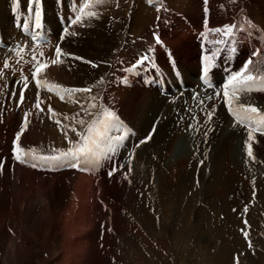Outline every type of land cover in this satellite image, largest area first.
<instances>
[{
	"label": "rangeland",
	"instance_id": "obj_1",
	"mask_svg": "<svg viewBox=\"0 0 264 264\" xmlns=\"http://www.w3.org/2000/svg\"><path fill=\"white\" fill-rule=\"evenodd\" d=\"M55 1L56 0H38V2L32 3L31 11H28L27 8L29 9L28 6L29 0H0V32L6 33L8 27L11 26L16 31L9 33V35H5L1 33L0 36L1 41H5L7 43L6 46L0 47L1 58L2 55L4 54L3 56L4 59L7 57H9L8 61H13L14 59L16 66H20V63L23 58L15 59V58H11V56L9 55L12 54L13 57L14 56L13 52H15V55L18 54V56H20L19 46H17V49L15 51H13V46L18 45L16 43L18 42L19 39L22 38L21 32L19 30V24L24 20L25 21L23 22V24L32 27V29L38 28L39 34L41 35H46L47 33V27H44L43 24L47 25L52 31L60 28L61 29L60 32H62V24L59 23V18L57 16V13L65 12L67 15L68 13L70 14L72 13L73 15L72 4L74 3L73 2L74 0H68L67 3L66 0H61V6L60 8L58 7L59 10H55L56 11V13L54 14L55 16L54 15L52 16ZM192 1L195 2V5L198 7L200 11V17L197 19L200 22H202V20L204 19V13H205L206 15L209 16L210 20L213 21L215 19L221 20L224 18L223 20L225 23L230 22L231 25L236 26L234 31L241 30L242 28H246V30H242L240 34H244L249 30H253L255 33L259 32L264 34V7H261L262 6L261 3L253 4V0H207V4L204 3V0H174V1L164 0L162 2L161 0H89L88 6L90 4L91 7L88 13L86 14V17L83 18V21L81 22L83 24L82 25L80 24V26H76V24L78 23L76 21L74 23L73 22L74 20H70L72 22L71 25L73 28V31H71L72 33L65 34L62 36L61 33H59V30H57V34L53 32L55 33L53 35L54 39L53 40L50 39L42 47H44V49L50 54L52 52L51 45L53 41H55L56 47L59 46L61 49V54L59 57L64 56V59L72 60L71 57L72 54H68L66 51H64L61 45L62 40L70 37L74 38V36H76L75 38H77V36L79 35L78 33L79 31L84 32L87 29L88 24H91L92 22V20L90 21V23L89 21H87L89 13H95L96 15L98 14L100 15L101 13L102 14L105 13L107 15L109 14L110 29H113V31L111 32V35L113 36L112 39L113 42H111L110 49L107 52L105 58H103V60L100 62L98 61L101 64H105L104 66L105 69L100 70L98 73H96L94 75V78L90 82L91 84L89 83L91 87L88 94L90 93L89 95L91 98H89L88 100L91 99V101H94L103 91L100 94V97L96 99V103H97L98 100L100 101L102 97L105 95L106 90L111 83H113L112 86L113 85L117 87L120 86V88L129 85L127 83H124L123 85L117 83L116 81L113 82L108 81L105 84L104 89H102V86L107 80V78L111 77L114 74L115 72L114 67L122 66L119 65L121 61H118V59L121 58L123 60V55H130L140 50L145 43H151L154 40L156 34L157 36H159L160 27H162L165 24V21H168V19L169 21L173 19V21H171L170 24L167 25V28H169L170 32H173L175 30L185 35V38L182 39L181 45L178 48H175V50L181 51L189 48V52H190L189 57L195 56L194 51L192 54V44L193 42H196L195 34L193 32L189 33L187 30H180L179 28V24L183 22L185 18L187 19L186 14L184 13L183 10L187 8L189 3H191ZM37 4L39 6V9L35 8ZM16 8H18L19 11H16ZM37 12H39V17L41 16V21L37 20L36 17ZM96 15L93 16V19L96 17ZM181 17L184 18V20ZM258 17L262 19L261 20L262 24L258 23V21H260L258 20ZM53 21L55 22L56 27L53 25ZM50 22L52 25H50ZM219 26L221 27V24H219ZM208 28L212 30L214 27L209 26ZM210 33L219 34V32L214 33L213 31ZM221 34L223 35V33ZM210 37L212 36L210 35ZM24 39H25V43H27L29 45L28 47H30V43L28 42L27 38L24 37ZM228 39H232V38H228ZM70 43L72 45L73 44L75 45L77 41H73L72 39ZM231 43L237 44L239 46L238 42H234L231 40ZM37 45L40 46L41 44H37V43L34 45L31 44V46H34L33 47L34 49L35 47L37 48ZM53 53L56 57L57 54L55 49L53 50ZM220 53L221 56L219 59L223 63L229 62L227 58L230 57H232V59L235 60V56L237 55L236 50L233 49L231 50L228 49V57L224 49H222L219 52V54ZM174 54L175 56H177L175 52ZM25 57L26 56H24V58ZM55 57L49 59V57L47 56V62L48 63L53 62V59L55 60L57 58ZM148 57L144 58L142 61V65L145 66V69L142 68V71H146V69L149 70V68H147L146 66V59H148ZM24 63L25 62H23V64ZM140 66L141 65H134L128 74L124 73V75H130V74L132 75L131 77H128V79H126L128 82L130 81L132 82V84L140 83L138 79L140 77V73L135 72V69ZM263 66H264V53H260V55L252 61V68H255V70L260 75H264ZM189 67L184 68L181 66L183 73L186 69L190 70ZM4 69L5 70L1 68L0 70V98L3 97L4 99L7 98V100H4L5 102L4 104H6L7 101L8 103L12 104L14 100L16 101V98L14 97L15 99H13L12 97L11 98L12 101H11L9 95H7L6 93H9L14 86H15V93H17V88L20 82L18 83L16 82L17 84H15L13 81L10 80V78H8V82H4L6 78V76H4L5 75L4 73H7L8 70H11V68L7 69V67H4ZM107 69H111V70L106 71ZM195 71L197 72V69H195ZM13 73L14 72H9L7 76L14 77L16 74ZM24 74L25 72L23 73V75ZM20 75L21 73L17 74L16 76L19 77ZM42 75L43 76L45 75L44 70H41V72L37 74V77L43 80L45 77H40ZM28 86L30 87V94L27 96V98L24 99V101L30 104L29 99L31 97L30 98L28 97L31 96V93L34 91L33 89H35V86L32 84L30 85L28 84ZM149 89L152 88L149 87ZM63 91L65 92L64 89ZM155 92L157 91L155 90ZM157 93L160 95V97H163L165 102L163 104L167 105V97H165L163 93L160 92ZM178 96L180 100L185 101L186 94L182 96L180 95ZM24 97H26V93ZM52 99L53 101L55 100L53 97ZM249 101H251V99ZM256 101L257 103H261L260 105H264V101L261 98L253 102ZM54 103L56 105L55 101ZM75 103L79 104V101H76ZM88 103L86 102V104ZM21 104H22L21 106L19 105L17 107L15 106L14 103L11 105L12 108H14V110L15 108L17 109L16 111L17 113H15L14 110L10 111L6 109L8 111L7 117L4 116L5 115L4 110H1V105H0V119L6 123L0 125L2 127L0 129V132H2L5 128L7 129V127H12L13 125L16 124L14 120V116L16 115L19 118L18 114L21 115L22 112L24 113L23 105H25V103L23 102ZM80 104L81 105L76 106V109L78 108V106L83 108L84 103L80 102ZM100 104H103L104 108H106L105 103H100ZM220 104L221 102H219L218 105ZM90 105L92 104H88L87 105L88 108L87 106H85L82 110V113L84 112L83 114L84 118H87L88 116V120L93 112L92 111L93 107H89ZM178 106L180 110H182L181 108L182 106L180 102H178ZM72 107H74V105ZM90 112L91 114L88 115V113ZM177 113L179 112L177 111L174 113V111H172V114H174L173 115L174 119L176 118ZM67 115L68 113L65 114V116ZM166 116H167L166 114L159 116L160 121H162L163 118H166ZM39 118L40 117H38L37 120ZM153 119L154 117H152L151 122ZM167 122L168 123L173 122L172 123L173 125L174 123H176L173 120H171L169 117ZM2 125H5L6 127ZM81 125L82 124H80V126ZM40 126L42 125H38L37 127L34 128V130L35 132L43 136L44 130L40 129L41 128ZM113 127H109L108 130L109 134L106 133V136H103L98 141V143L94 146L95 149L100 151L103 149L115 147L117 145V141L119 140H118V134H116L115 131L117 130L119 125L116 124ZM185 130H182L179 126V130H177V132L175 133L176 135L175 134L171 135L170 137L171 140H169V144L168 143H167L168 145L165 144L164 153L165 154L167 153L168 156L167 157L164 156L163 158L164 160L166 159V161L163 160L164 162L162 163L157 162L154 152L150 151L149 157H147V161L150 165L148 166L149 171L145 173V171L147 170L146 166H144L146 169L143 166L134 167L138 172V177L133 178L134 191L132 190L130 191L133 198H129L130 196L125 194L124 192L125 187H123V189L120 187L122 189V192H119L121 194L119 197H117L116 201L118 202L120 201L119 203L122 207L118 205V208L119 210L121 209L120 212L122 213L121 215L124 218H122V220L118 219V225H119L118 228L122 232L123 231L127 232V230L129 229L128 232L130 233V235L128 234V232L125 234L127 237L130 236L131 238L126 237V242L124 244L123 242L119 244L117 243V246L119 245L118 249L115 246H113L115 252L113 250L108 251L107 249H105L106 250L105 255L104 253H100L101 255L104 256V258H100L101 263L104 264H254V263L262 264L264 262L262 261V258H264V148H262L263 150L261 153L262 162L256 164L254 169L251 171V175L253 176V183L246 185L249 182L247 179L248 178L247 175L249 174L248 169L251 167V165L245 164V166H242L244 165L243 162H239V166H232L231 163L229 165L226 164L228 166H223V164H221L220 166H215L216 158L212 157V155L214 154L213 151L214 147H212L214 142L211 141L207 146H203V144L201 143L200 135L195 134V131L193 132L192 126L191 127L185 126ZM8 131L9 132L7 133H10L9 128ZM187 136L189 137V139H191L189 143L192 141L191 145L187 144V140H188ZM151 139H152V134L150 139L146 143L141 144V146L139 145L136 151L143 149L142 147L144 145H145L144 148L151 145V143L153 142ZM236 150L237 153L235 152V155L238 156L239 160L242 159L241 161H243V158L239 157V153H240L239 142L236 143ZM129 151H130V147H129ZM191 153L192 155H190ZM189 155L191 160L195 164L190 165L191 162L190 160H189L190 162L185 161L182 164L183 159ZM202 156L207 158L208 161H203V164H199L198 167H196V159H200ZM177 159H181L182 161L181 160L179 161ZM98 161H101V159L98 158ZM168 162L171 163L168 164ZM131 163L132 165H136L134 161ZM184 164L187 165L183 166ZM171 165L174 166L172 167ZM141 167L144 168L145 171L142 170ZM196 169H197V175L195 173L196 179L194 180L193 175H194V170L196 171ZM239 171L242 172L241 175ZM187 177L190 181L189 180L187 181ZM164 178L166 179L167 182L173 183L174 186L179 187L180 190L175 194L173 193L174 195L169 197L167 195V192H169L167 191L169 190V187L162 189L158 187L160 186V183L162 180H164ZM226 180H227L226 182L227 184H225L224 186V184L222 183L225 182ZM228 180L230 182L229 184L230 186H228L229 183ZM183 184L187 187H185ZM190 184H193L194 188L196 189V190L194 189L195 196L189 194L191 187ZM201 184H203L204 186L207 185L206 188L204 189V186ZM127 185L131 187L129 184ZM153 190L155 191L153 192ZM236 190H238V193L237 192L235 193ZM100 193H101V189H100ZM243 196L247 200H240V198ZM253 199H257V200L252 201ZM156 202L160 203L159 204L160 206L162 205L161 210L169 218V221L165 225L164 234L161 228L158 227L157 224L159 207L156 205ZM248 202L254 203L249 205L247 211L248 219H253V221L249 222L251 247H249V243L246 244L242 239L243 228L240 225V215H239L241 211V207L246 205ZM91 204L92 202L89 204L88 207L90 209H93V206H91ZM2 215L3 216H2L1 224H5L7 221L6 220L7 216L5 214ZM129 217L136 218L137 222L128 220ZM188 221L190 224H188ZM185 223L187 224V226L185 225ZM178 226H180V231L178 229ZM7 230L9 231V229L6 228L3 234L4 237H2V239L4 240L2 241L5 244L8 243L7 239L11 234V231L8 232ZM227 232H231V234H228ZM77 234L75 233L73 235H77ZM178 234L182 236H179ZM233 234L235 237H232ZM62 237L64 238L63 234L55 238L54 247L56 251H59L60 249V243L63 240ZM177 238L182 239L181 242L182 244L176 241L174 246L173 240H177ZM237 242H239L240 244H237ZM42 245L43 244H41V246ZM181 245L184 248V253L182 255H181L182 252L180 250ZM221 245L223 246L222 248ZM227 246H229V248H227ZM4 247H5L4 245L1 246L0 255L3 253L2 248ZM39 254L43 258L47 257L46 250L40 252ZM54 255L56 256H54L55 259H52L53 262L51 260L49 261L47 260L46 261L47 264H53L54 262L59 261L58 255L57 254ZM259 255H262V258H259ZM111 258L112 260H110Z\"/></svg>",
	"mask_w": 264,
	"mask_h": 264
},
{
	"label": "bare ground",
	"instance_id": "obj_2",
	"mask_svg": "<svg viewBox=\"0 0 264 264\" xmlns=\"http://www.w3.org/2000/svg\"><path fill=\"white\" fill-rule=\"evenodd\" d=\"M56 1H55V5L53 8L52 16L56 13L55 10H59L58 6H56ZM73 2L74 3L72 4V9L75 8V5H76L75 0ZM254 3H257V4L261 3L262 4L261 7H264L263 0H253V4ZM195 6H196L195 2L192 1L191 3H189L187 8L183 10L184 13L186 14L187 19L185 18L184 20L185 22L183 21L179 24L180 30H187L189 33L190 32L197 33V31L200 29V21L197 20L200 17V11L198 7L197 6L195 7ZM27 10L30 11L28 8ZM16 11H19V9L16 8ZM68 15H70V13H68ZM188 18H189V21H188ZM223 19L221 20L215 19L213 21V20H210L209 16H207L206 21H207L208 27L213 26L214 27L213 29L217 27L223 28L224 25H231L229 22L225 23ZM91 20H92L91 24H88V27L84 32H81V31L78 32L79 35L77 36V38H75L76 36L72 35L74 36V38H71V37L66 38L62 40L61 42V45L64 51H66L68 54H72L71 56L72 60L64 59V56L58 57L56 55V57L59 59L57 58L55 60L53 59V62L48 63L47 57H44L45 58L44 62L48 66L42 69L44 70L45 75L40 76V77H45V78L43 80L39 79L41 80V85L46 81L48 85L52 86V84H54L52 86L54 88H56L55 85L62 86L61 88H56V89L60 90L62 95L64 96V99L62 101L63 103L56 99L54 101L56 102V105L58 106L62 114V117H65V114L67 113L74 114V115L77 114L78 120L76 121L78 123L80 120H79V113L77 112L76 106L81 105L80 102H83L84 103L83 106H84L86 105V102L88 103L90 101L88 100L89 99L88 92L90 91V87H91L90 81L94 78V75L96 73H98L100 70L105 69L104 68L105 64H101L99 62L102 61L103 58H105L107 52L110 49L111 42H113L112 41L113 36L111 35V32L113 31V29H110L109 14L107 15L105 13L103 14L101 13L100 15L99 14L96 15L94 19H93V16L91 17L90 15H88L87 21H89L90 23ZM258 20H260L258 21V23L262 24V21H261L262 19L258 17ZM170 21H173V19H171ZM221 22H224V23H221ZM70 23L72 22L70 21ZM219 24H221V27L219 26ZM50 25H52L51 22H50ZM53 25L56 27V24L54 21H53ZM167 25L168 24L165 23L162 27H160L159 36H156V38H158V42L166 43L168 44V46H170L174 50V52L177 55L176 59H177L179 67L182 66L184 68H188L190 66L189 67L190 70L186 69L184 71V75L186 79L188 80L192 76V74L196 72L195 69L198 70L197 54H196L197 46L195 42H193L192 54L194 51V55H195L194 57L193 56L189 57V54H190L189 48H187L186 50H181V51L175 50V48H178L181 45L182 39L185 38V35L175 30L173 32H170L169 28H167ZM14 31L15 30L13 29L12 26L8 27L6 33L0 32V36H1V33L5 35H9V33H12ZM208 32H211V31H208ZM254 33L255 32L253 30H249L245 32L244 34H238V35L233 34L231 38L237 39L242 42V37H243L245 40H248L247 43L256 46L259 44V41L257 38L252 39ZM21 35H22V38L19 39L18 42L16 43L18 45L13 46V51H15L17 49V46H19V53H20L19 59H22V58L23 59L20 63V66H16V68L14 67L16 71L15 70L13 71V69H11V70H8L7 73H4L5 74L4 76H6L4 82H8V78L10 77L7 75L9 74V72H14L13 74H16V75L19 74L18 73L19 69L22 68L23 65L25 64V63L23 64V62H26V57L24 58V56H27V54L29 53L27 49L29 45L25 43L24 37L26 36L23 33H21ZM72 39L73 41H77L75 45L74 44L72 45L70 43ZM155 41H156L155 42L156 47L152 50V55L150 56L153 59L154 63L157 62V58L159 56L158 51L161 48V43L157 44V39ZM31 44L34 45L36 43H33V42L30 43L29 48L34 49L33 48L34 46H31ZM217 48L218 49H215V51L213 52V55L215 56L217 55L216 57L220 58L222 52L220 54L219 52L222 49H225L226 47H217ZM228 49L231 50L228 47L226 48L225 51L227 53V57H228ZM232 49L236 50L237 52V55L235 56V60H233L232 57H230V58H227L229 62L224 63L225 65H228L230 67L231 72L237 71L249 59L251 60L254 59V57H249L246 60L241 59L238 56L239 48L237 46H234ZM41 51L45 53L46 56L48 57L51 54V53L49 54V52H47L44 49V47L40 48V52ZM13 54L15 56V52H13ZM9 56L13 58L12 54ZM73 57H81L82 60H76V59H73ZM147 57L148 56H145V58ZM160 57H161V60H163V57L161 54H160ZM0 59H1V56H0ZM85 61L91 62V63H86ZM93 65H95V67ZM3 70L5 69L3 68ZM22 75L23 73L20 76ZM126 76L127 78L125 77V79H128V77H131L132 75L130 74ZM138 79L140 82V77ZM125 83L129 85L123 86L122 88H120V86L119 87L114 86V85L112 86L113 83H111L108 86L105 95L102 97L100 101L98 100L97 102V104L105 103L106 108L109 109L111 113L116 116L115 119L119 122L117 124L119 125V127L117 128L115 133L118 134L119 142L121 143L123 142L122 154L133 151V149L129 151V146L125 145L126 139L122 137V134L127 132L126 127H129L130 125L133 126L137 131L136 134H139V133L141 134L143 132L145 133L147 132L149 125L151 124L152 117L156 118L163 114L167 115L166 118H163V120L159 122V124L157 123L152 133L151 140L153 142L151 143V145L145 148H144L145 146L144 145L142 147L143 149H140L135 152L134 157H132L131 162L134 161L136 165H132V163L128 164L130 165V169H131V171L129 172V177H130L129 184L131 187H134L133 178L138 177V172L136 168L134 167L135 166H143V167L146 166L147 170L145 171L146 168L144 167L145 168L144 169L141 167L142 170H144L145 173L149 171L148 166L150 165L147 161V157H149L150 151L154 152L157 162L162 163L166 161V159L164 160L163 158L164 156L166 157L168 156L167 153L166 154L164 153L165 144L166 145L169 144V140H171L170 138L171 135L175 134L177 130H179V126H180L179 120L177 121V123H174V125L172 124L173 122L168 123L167 122L168 117L174 122H176L173 116L174 114H172V111H174V113L177 111L180 113L182 110H180L178 106V102L180 100L178 95L171 94L170 96H165L167 97V105H166V104H163L165 103L164 99L163 97H160V95L157 93L158 91L155 92V90L149 89V87L143 86L141 82L132 84V82L130 81L128 82L126 80ZM249 87L252 88V91H247V88ZM236 88H237L236 92L238 93L248 92L250 96H247V97H249L250 99L256 100V99L261 98L264 101V91H260L259 87L256 88L252 82L246 85L244 89H241L239 85H237ZM63 89L64 90L65 89H89V91L68 93L66 91L64 92ZM51 91H53V89ZM25 93H26L25 98H27V96L30 94L29 86H27ZM15 98H16V95H15ZM15 98L13 97V99ZM1 99L4 100V97ZM14 101L13 103L15 104ZM76 101H79V104L75 103ZM219 102H221L222 104V101H219ZM24 103L25 105L23 106L28 105V103H26L25 101ZM8 104H11V103H8ZM21 105L22 104H20V106ZM73 105L74 107H72ZM217 107H219V105ZM233 107H235V102L233 103ZM219 119L221 122H220V125H218L217 131H215V127H214L210 133V136H206L205 141L201 140V143L203 144V146H207L211 141L214 142L212 146L214 147V150H213L214 154L212 155V157L216 158L215 166H220L221 164H223V166H228L230 163L232 166H239V162H242L241 161L242 159L239 160L238 156L235 155V152L237 151L236 143L240 142V135L231 126L230 121L226 118V116L220 113ZM14 120H15V123L18 121V117L16 115L14 116ZM94 121H96V114L89 121V126H95L93 125V123H91ZM216 124H219L218 120ZM50 125H52L51 122H47L46 120H44L43 125L40 126L41 127L40 129L44 130V135L48 133L51 136L55 137L56 132L53 130V128ZM11 128L12 127L9 128L10 131H11ZM108 130L109 128L107 129V132H105L104 136H106V133H108ZM128 133L132 135L134 132L128 131ZM245 135L247 134H242V136L244 137ZM22 136L25 140L29 142H33L34 140L42 137L40 134L35 132L34 126L28 127L27 130L22 134ZM258 151H260V149H258ZM190 155H192V153ZM190 155L186 156L183 159V161L181 159H177V160L179 161L181 160L182 164L185 161L190 160L191 161V162L189 161L190 165H194L195 163L191 160ZM92 160L94 162V154H93ZM201 160L208 161L207 158H205L204 156L201 157ZM98 162L103 164L102 160ZM170 163L171 162H168V164ZM112 165H121V164L119 162H115ZM186 165L184 164L183 166H186ZM242 166H245V164ZM93 174L95 173L86 174V175L82 173H75L73 175V174H69L68 171H61V172H57L54 174H41V173L39 174L38 173V176H36L35 171L18 166L16 167L15 174L11 178L8 174H4L2 177H0V248L2 245L5 246L4 248H2L3 253L0 255V264H47L46 263L47 260L48 261L51 260L53 262L52 259H55L54 256H56L54 254L58 255L59 257L58 259L60 262L59 261L54 262L53 264H104L100 262V258H104V256L100 254L99 249L105 248L109 251L110 250L109 249L110 238L113 241V245L118 249L119 245L117 246V243L119 244L123 242L124 244L126 242L127 236L125 233H127L129 229L127 230V232H124V231L122 232L118 228L119 226L118 219L122 220V218L124 217L121 215L122 214L120 212L121 209L119 210L118 208V205L121 206L119 203L120 201L118 202L116 201V199L117 197L120 196L121 193L119 192H122L123 188L121 186L116 185L114 180H111L110 183L102 184V186L100 187L101 194L103 196H106L108 199L109 198L112 199V200H108V207L104 211H102L100 209V206L97 204L96 199L93 198L94 190H95V186L92 184V181H91V177ZM131 177H132V180H131ZM165 178L164 180L161 181L160 186L158 187H160L161 189L169 187V190H167L169 191L167 192V195L170 197L174 195L175 193H177L180 190V188L177 186H174L173 183L167 182ZM188 180L189 179L187 177V181ZM226 182L227 180L223 182L222 184H224L225 186V184H227ZM229 184L230 182L228 183V186H230ZM190 186L191 187H190L189 194L192 196H195L196 189L194 188L193 184H190ZM206 186H204V189L206 188ZM132 189L133 188H130V187H126L124 189L125 194L130 196L129 198H133L130 192ZM154 191L155 190H153V192ZM91 202H92L91 206H93V209H90L88 207ZM159 204L160 203L156 202V205L159 207L157 224H158V227L161 228L164 234L165 225L169 221V218L167 217V215L163 213V211L161 210L162 205L160 206ZM2 214H5L7 216L6 218L7 221L5 224H1L2 216H3ZM104 216H108V217L113 216L114 229L113 230L111 229V222H108L107 226L109 227V229L103 233V236H99V228H100L99 222H100V219ZM128 220L137 222L136 218H133V217H129ZM189 221H188V224H190ZM185 225L187 226L186 223ZM180 226H178L179 231H180ZM4 228L5 229L7 228L9 229V231H11V234L9 235L7 239L8 243L6 244L3 242L4 240L2 239V237H4L3 234L5 232ZM75 233L76 234L78 233V234L73 235ZM227 233L231 234V232H227ZM62 234L64 238L62 237L63 240L60 243L59 251H56L54 247L55 238L59 235L61 236ZM128 234L130 235L129 232ZM178 235L182 236L180 234ZM232 237H235L234 234ZM176 241H178V243H181L182 239L177 238V240H173L174 246H175ZM41 244L43 245L41 246ZM237 244H240V243L237 242ZM100 245H103V246L100 247ZM222 247L223 246L221 245V248ZM227 248H229V246H227ZM44 250H46L47 252L46 258L41 257V255L39 254L40 252ZM180 250L182 252L181 253L182 255L184 253V248L182 245L180 246ZM105 254H106V250H105L104 255ZM259 258H262V255H259ZM263 259L264 258H262V261H264ZM262 264H264V262Z\"/></svg>",
	"mask_w": 264,
	"mask_h": 264
},
{
	"label": "snow or ice",
	"instance_id": "obj_3",
	"mask_svg": "<svg viewBox=\"0 0 264 264\" xmlns=\"http://www.w3.org/2000/svg\"><path fill=\"white\" fill-rule=\"evenodd\" d=\"M38 2V0H29V10L31 11V5L32 3ZM204 3L207 4V0H204ZM159 11V9H158ZM90 16L96 15L95 13H89ZM37 20H39V12L36 13ZM79 20V17L76 18ZM75 23V21H73ZM39 26V25H37ZM205 27H207V21H205ZM235 25H224L223 28H215L212 29L213 32H221L223 35L231 38L233 35V31L235 29ZM157 42H158V38ZM217 43H223V41H217ZM57 56L59 57L61 54V49L59 46L55 49ZM255 55V53H254ZM35 59V57L33 58ZM73 59L76 60H82L81 57H73ZM208 57H205V60H207ZM86 63H91L87 62ZM252 64V60L249 59L243 67L238 72H234L229 75L227 82L224 84V97H225V103L228 105V111L236 117V119L241 123L244 124L247 128V139L244 141L246 153L248 157H253V151H252V145L251 142L255 140V133L259 132L261 134H264V114L260 113V110L251 105H246L244 102L240 101V98L235 94L237 91L236 86L239 85L241 89H244L246 85H248L251 82H254L256 77L252 76L249 72V66ZM46 64H42L39 68L35 70L33 73V78L36 79L37 74L41 72V70L46 67ZM95 67V65H93ZM5 67H7V64H5ZM209 71V68L207 65H205L203 72L206 75ZM24 80L26 81L27 78L25 77ZM47 84V82H44ZM36 86L39 89L41 86V81L39 79H36ZM56 88H61L60 85H55ZM27 88V83L24 84V87L20 90V96L19 100L20 103L24 102V89ZM51 91L52 89L49 88ZM260 91H264V88L259 89ZM68 93H75V92H87L89 89H65ZM247 91H252V88H247ZM15 91H13L12 95L15 96ZM219 95V93H217ZM61 99H64V96H61ZM235 102V107H233V103ZM42 101L39 98V92H37V101L34 107L40 109L41 112H43V109L40 108V104ZM95 105H90V107H94ZM49 113H53V110L51 106L48 107ZM215 110L213 109V112ZM213 112H209L207 114V121H210L212 119ZM55 114V113H53ZM29 112H25L24 120L20 126L19 131L15 133V139L13 140V147L11 149L12 151V157L15 161L19 163H26L27 159L31 157L33 160H41L44 162L49 163H58L62 160L72 158L73 160H76V158L90 153L94 146L98 143V141L105 135V132L107 129L111 126L113 120L115 119L113 114L108 112L105 114V117L103 120L99 121L98 123L96 121L93 122V125L95 126H89L87 129V134L85 133H77L81 137V140L79 143H77L74 147H70L66 151L63 149H53L54 152H57L58 155H47V156H39L37 157L35 154V149H28L25 150L24 148L20 147L19 141L21 138V135L27 130V126L29 124ZM67 118V117H65ZM206 121V122H207ZM254 121V126L252 125V122ZM59 124V120L56 121ZM80 124H83L84 121L80 120ZM191 127V126H190ZM75 131V128L72 129ZM206 135V134H205ZM150 138V137H148ZM71 143V141H69ZM146 140H141L140 144L145 143ZM136 147H139V144L136 145ZM201 164H203V161H200ZM37 165L35 163L32 164V167H36ZM72 167H76L77 163H72ZM123 167V166H121ZM3 169V163L0 162V171ZM119 171V168L114 167L113 169H110L109 176H112L115 172ZM128 171L130 172L131 169L129 168ZM127 175V174H126ZM198 183V181H197ZM235 211V210H234ZM244 211H247V207H245ZM245 224H247V221H245ZM244 237L248 238V232H243ZM249 247H251V242L249 241Z\"/></svg>",
	"mask_w": 264,
	"mask_h": 264
}]
</instances>
